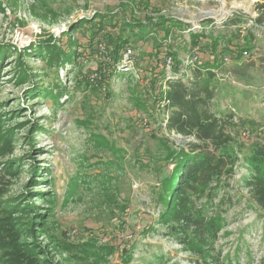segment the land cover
<instances>
[{"label": "rangeland", "instance_id": "obj_1", "mask_svg": "<svg viewBox=\"0 0 264 264\" xmlns=\"http://www.w3.org/2000/svg\"><path fill=\"white\" fill-rule=\"evenodd\" d=\"M123 2L0 0V46L9 49L0 60V208L11 205L20 242L35 248L40 264H205L196 263L197 257L155 221L157 191L175 163L154 169L135 160L138 149L142 154L145 147L161 146L152 134L165 135L161 125L167 116L156 93L143 90L138 57L120 65L127 71L114 76L108 89L87 83V77L92 83L99 78L95 72L103 45L92 55L77 48L86 57L81 71L65 65L57 73L44 59L48 46L64 48L69 36L84 38L83 29L75 32L79 20L98 11L118 12ZM139 7L135 11L142 20L165 15L194 28L206 27L207 19L220 30L234 15L247 19L241 37L251 29L254 48L243 61L229 58L217 70L212 108L219 116L233 114L245 152L253 141H264V22H255L264 17V0H153L148 8ZM123 15L119 12V19ZM176 30L168 41L182 58L190 54L189 30ZM12 46L22 52L29 78L21 79L16 71ZM56 84L58 99L29 95L34 86L56 92ZM170 136L182 141L178 134ZM242 155L230 188L215 201L222 199L226 209L214 244L220 264H259L264 257V209L246 185L249 170ZM115 200L118 207L111 203ZM151 224L156 230L148 229ZM111 243L121 245L106 262L84 251Z\"/></svg>", "mask_w": 264, "mask_h": 264}, {"label": "trees", "instance_id": "obj_2", "mask_svg": "<svg viewBox=\"0 0 264 264\" xmlns=\"http://www.w3.org/2000/svg\"><path fill=\"white\" fill-rule=\"evenodd\" d=\"M123 1L122 10L118 12L98 11L92 18L79 20L75 32L83 29L84 38L78 41L76 38L73 40L74 36H69L64 48L61 45L48 46L47 58L44 59L49 66L55 67L57 73L65 65L79 67L81 71V59L86 57L77 48L83 47L88 55H92L103 45L105 54H101L95 72L99 78L95 77L93 81L96 82L92 83L87 77V83H96L108 89L114 76H123L124 71H127L118 68L124 62L125 50L132 49L133 55L138 57V73L139 78L144 79V92L147 94V89L155 92L156 102H160L159 106L163 105L167 113L161 125L165 135L157 137L152 134L159 139L161 146L155 150L145 147L142 154L138 149L135 160L141 167L151 166L154 169L175 163L157 191L160 208L155 221L165 225V233L197 257L196 263L220 264L214 244L225 225L223 213L226 209L221 207L224 203L222 199L215 201L222 191L230 188L239 155L243 154L248 165L246 185L256 203L264 209V141H253L249 151L245 152L243 142L237 137L239 133L234 126L233 114L219 116L212 108L217 88V70L224 66L225 58L235 62L243 61L244 52L254 48L252 39L255 34L249 29L241 37L243 23L247 20L244 16L234 15L229 18L221 30L211 26L213 19L204 21L206 27L193 29L192 24L176 17L148 14L145 20L139 18L135 5L140 6L139 10L141 6L143 9L148 8L153 0ZM119 12L124 14L121 19ZM255 22L261 25L264 17L259 16ZM185 26L189 30L190 54L181 58L168 39L176 37V29ZM230 27L235 28L228 30ZM150 39L157 43H149ZM12 48V57H18L16 71L21 79L29 78L30 72L23 68L22 52L14 46ZM7 51V47L0 46V60ZM193 56L198 58L194 63L185 62ZM167 57L172 58L171 77L165 65ZM56 87L58 90L53 92L44 86H34L29 95L36 92L58 99L60 87L58 84ZM172 133L180 135L182 141L172 139ZM114 202L116 200L111 203ZM115 205L118 207V203ZM4 206L7 209L0 208V264L1 260L4 264H40L32 252L35 248L26 245V241L20 242L21 231L14 223L11 205ZM148 229L156 230L152 224ZM82 245L88 246V241ZM120 245L111 243L101 249L96 247L92 250L89 247L84 251L106 262L107 256L115 253ZM259 264H264V257Z\"/></svg>", "mask_w": 264, "mask_h": 264}, {"label": "built area", "instance_id": "obj_3", "mask_svg": "<svg viewBox=\"0 0 264 264\" xmlns=\"http://www.w3.org/2000/svg\"><path fill=\"white\" fill-rule=\"evenodd\" d=\"M193 29H201L200 26L199 28L198 27H195L193 26ZM248 52L245 51L244 52V55H247ZM133 57V51L131 48H127L124 52V62H129L131 60V58ZM197 56H193L189 59H187L185 62L189 61V62H195L197 60ZM225 60H229V58H225ZM165 65H166V69H167V74L169 77H171L172 73H171V65H172V58L171 57H167L166 59V62H165Z\"/></svg>", "mask_w": 264, "mask_h": 264}, {"label": "bare ground", "instance_id": "obj_4", "mask_svg": "<svg viewBox=\"0 0 264 264\" xmlns=\"http://www.w3.org/2000/svg\"><path fill=\"white\" fill-rule=\"evenodd\" d=\"M213 14L216 13L215 11L212 12ZM224 14V13H223Z\"/></svg>", "mask_w": 264, "mask_h": 264}]
</instances>
